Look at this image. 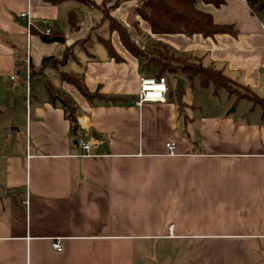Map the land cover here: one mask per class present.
Returning <instances> with one entry per match:
<instances>
[{"label":"crops","instance_id":"0c3cea01","mask_svg":"<svg viewBox=\"0 0 264 264\" xmlns=\"http://www.w3.org/2000/svg\"><path fill=\"white\" fill-rule=\"evenodd\" d=\"M94 1L100 6L103 0ZM199 4L216 22L235 24L238 35L154 34L134 14L136 0L123 1L111 14L142 47L161 41L177 53L198 54L264 98V19L246 0ZM24 11L36 22L30 34L19 16ZM70 12L79 20L74 29ZM43 19L64 34V43L41 39ZM87 36L90 43L76 48V59L62 69L120 102H91L59 74L53 85L77 105L80 128L74 133L43 78L30 72ZM49 68L57 70L47 66L46 77ZM143 76L147 69L119 31H110L99 7L77 0H0V264H264L261 107L247 99L237 103L226 90L201 105L196 92L212 86L179 75L186 80L181 106L172 74H166L165 102L137 105ZM210 102L223 109L199 113ZM233 102L249 115L227 112ZM82 141L93 146L90 155ZM169 141L176 142L175 154L167 152ZM56 240L62 250L53 247Z\"/></svg>","mask_w":264,"mask_h":264},{"label":"trees","instance_id":"16d2710c","mask_svg":"<svg viewBox=\"0 0 264 264\" xmlns=\"http://www.w3.org/2000/svg\"><path fill=\"white\" fill-rule=\"evenodd\" d=\"M67 0H52L53 3H61ZM91 8L99 7L103 12V21H108L110 31L118 30L121 40L126 48L137 56L143 67L148 71V76L160 78L166 74L184 75L190 82L195 79L200 81V86L209 88L212 86L213 94L218 95L220 90H226L230 96L236 97L235 101L247 99L253 102L254 106L259 105L264 115V98L249 86L240 83L228 74L223 67L213 63H203L202 57L198 54H182L174 51L168 44L161 41L152 42L149 48L142 47L133 40L127 28L116 20L111 12L125 0H103L100 6L94 0H77ZM138 6L134 14L140 16L150 25L154 34H185L193 36L202 34L204 37H213L220 33H229L237 36L239 31L235 24L218 23L213 14L199 6V2L205 6L221 7L226 0H136ZM253 13L264 19V0H246ZM72 29L78 27V16L70 12L67 19ZM35 31V30H32ZM41 39L45 42H65L64 34L54 29L52 34L40 33ZM90 36L76 41L67 46L61 57H44L40 67H31V78L41 76L42 82L53 103L58 102L64 109L67 119L70 121L72 131L79 130L77 119V105L65 92L56 88L45 74L47 66L59 70L63 81L74 84L80 92L91 102L95 100H106L110 103H119L120 96L105 95L99 91H91L85 85L83 76L74 71H65L62 67L69 61L76 59V48L86 47L90 43ZM101 39V38H100ZM112 56H118L111 40H103ZM119 59V57L117 58Z\"/></svg>","mask_w":264,"mask_h":264},{"label":"built area","instance_id":"2783aa9c","mask_svg":"<svg viewBox=\"0 0 264 264\" xmlns=\"http://www.w3.org/2000/svg\"><path fill=\"white\" fill-rule=\"evenodd\" d=\"M20 18L24 19L26 25L28 27L29 34L31 33L32 27H35V20L30 11L21 12L19 15ZM41 26H43V30L41 33L50 35L54 31V24L49 19H43L41 22ZM264 28V23H263ZM29 70H27V77H29ZM13 80H16V76H12ZM16 83V82H15ZM170 87L168 84V78L166 76H162L157 78L155 76H143L140 81V88L136 98V104L142 105L145 102H165L167 100V95L169 93ZM81 146L84 150V155H90L92 145L89 142L82 141ZM176 142L169 141L166 143V149L168 154L176 153ZM23 203L28 204L29 199L28 196L23 200ZM53 247L57 250H62L63 246L59 240L53 242Z\"/></svg>","mask_w":264,"mask_h":264},{"label":"rangeland","instance_id":"374dc122","mask_svg":"<svg viewBox=\"0 0 264 264\" xmlns=\"http://www.w3.org/2000/svg\"><path fill=\"white\" fill-rule=\"evenodd\" d=\"M135 17V15H133L132 16V19ZM96 47L97 48H100L101 50H104V52L106 51L105 50V48H104V46L102 45V44H100V43H98L97 45H96ZM69 66H71V62H69L68 63V66L66 67V69H69ZM75 68H77V66L75 67ZM49 71H52V72H49L48 73V75H47V77L51 80V82H53V84H56L57 83V80H58V78H59V72L57 71V70H54V69H51V68H49ZM22 77L23 78H25V73H23L22 72ZM36 80H35V84H36ZM38 86V85H37ZM36 88H38V87H36ZM19 89V88H18ZM187 93H189L188 91L186 92V94ZM186 94H184V101H186V99H187V95ZM196 96L198 97V96H200V98H199V102H200V104L202 105V104H205V102H206V100L208 99V98H212L214 95H213V93H212V89L211 90H208V91H205V90H198L197 92H196ZM216 97V96H215ZM174 100L178 103L179 101H178V99H177V97H176V95L174 94ZM241 101V100H240ZM246 102V101H245ZM242 102H240V104H241ZM222 105H221V102H219V104L218 103H216V102H210V104L206 107V109L205 108H201V109H199V113H203V114H214V112L215 111H220L221 109H223V107H221ZM234 107H235V109H234ZM236 106H235V104H234V102H233V104H232V106L227 110V112H229V110H232L233 111V113H235L236 115H241L242 114V112H241V107H238L237 108V110H236ZM187 114H190V111H189V109H187ZM186 114V115H187ZM245 113H243L242 115H244ZM246 116L247 115H249V113H246L245 114Z\"/></svg>","mask_w":264,"mask_h":264},{"label":"water","instance_id":"95a60500","mask_svg":"<svg viewBox=\"0 0 264 264\" xmlns=\"http://www.w3.org/2000/svg\"><path fill=\"white\" fill-rule=\"evenodd\" d=\"M174 78L176 80V86H175V89H174V93H175L180 105L182 106L183 105L182 93H183L184 86L186 84V80H185V78H183V77H181L179 75L174 76Z\"/></svg>","mask_w":264,"mask_h":264}]
</instances>
